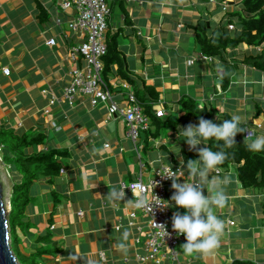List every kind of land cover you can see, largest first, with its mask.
I'll return each mask as SVG.
<instances>
[{"label":"crops","instance_id":"obj_1","mask_svg":"<svg viewBox=\"0 0 264 264\" xmlns=\"http://www.w3.org/2000/svg\"><path fill=\"white\" fill-rule=\"evenodd\" d=\"M240 1L108 0L107 34L115 35L122 63L119 69L113 65L105 80L115 101L123 106L128 91L146 94L147 87L154 88L157 96L149 103L148 114L144 109L149 129L140 133L138 158L125 136V124L108 120L105 105L91 107L81 96L75 97L72 107L48 104L49 94L60 96L71 79L69 46L78 41L76 37L64 39L52 17L69 20L71 13L60 11L56 0H0V128L33 137L41 134L43 144L30 148L29 154L53 148L68 153L59 175L38 179L30 186L32 202L25 215L32 226L20 231L24 254L34 253L42 246L36 239L49 234L54 251L42 257L41 264H125L126 257L131 259L127 264H137L133 256L143 252L146 217L137 213L134 225L128 226V200L133 197L126 193L122 200L112 201L106 195L113 186L133 181L140 170L146 181L162 164H181L183 175L177 182H192L184 161L198 159L197 151L189 150L177 133L197 122L183 117L178 104L181 97L198 101L199 107L210 105L217 124L223 112H237L248 130L264 134V73L242 64L247 55L263 47L227 49L223 58L202 60L195 43L193 28L200 27L208 35L230 32L227 11L236 9ZM49 39L56 45L48 46ZM190 60L192 64L187 63ZM3 68L9 69L8 75L2 73ZM222 80L228 82L225 89ZM44 90L49 92L44 94ZM160 109L164 116L156 119L154 112ZM220 109L225 111L217 113ZM155 131L158 134L153 136ZM2 165L11 186L19 181L9 165ZM211 175L231 178L226 186L228 203L217 211L225 221L221 243L211 254L186 255L180 248L183 236L178 247L181 262L264 264V189L243 188L235 165ZM171 183L165 201L173 194ZM168 208L172 214L184 211ZM121 225L129 232L125 249L115 247Z\"/></svg>","mask_w":264,"mask_h":264},{"label":"trees","instance_id":"obj_2","mask_svg":"<svg viewBox=\"0 0 264 264\" xmlns=\"http://www.w3.org/2000/svg\"><path fill=\"white\" fill-rule=\"evenodd\" d=\"M43 16V13H41ZM227 27L233 26L230 32H222L217 35H208L206 31L200 27L193 28L195 31V43L199 48L200 54L211 58H223L227 49H235L239 46L244 47H263L259 52L247 55L242 61L243 65L254 68L264 73V0H241L236 4V9L227 11L226 15ZM105 43L107 53L103 57V78L107 80L113 65H117L118 69L122 66L118 45L115 35L105 34ZM121 78L131 82V79L124 73L119 72ZM226 78V77H225ZM228 85L226 80H222L221 87L225 89ZM146 94L135 91L136 99L144 106L146 114L151 108V104L155 102L152 98H156L154 88L147 87L144 89ZM178 104L184 110V118H191L198 123V118L202 117L212 120L215 111L210 105L199 107L198 101L189 97H181ZM228 113L219 115V119L229 118ZM158 119V118H156ZM219 123L221 121L219 120ZM158 126V125H157ZM245 126V125H244ZM158 134L153 132V136ZM235 145L227 148L228 158L224 161L221 168H228L230 165L236 166V176L243 188L264 189V151L253 152L247 148L248 138L245 133H238L235 138ZM44 142L41 134L33 137L31 134H17L7 128H0V155L4 165H9L11 169L20 176L11 186V196L9 199L10 211L7 216L8 228L11 233L16 229L21 232L31 228V223L25 215L26 207L32 202L29 194L31 184L41 178H51L60 174L64 169L62 160L67 157L66 150L49 149L45 152L28 153L32 147L42 145ZM206 145L214 150L217 142L209 140ZM55 194V193H53ZM57 200V199H56ZM50 235L38 237L37 243H41L34 253L26 255L32 263L41 264L42 257L52 255L53 249L49 244ZM20 240L14 243L20 245ZM14 243L12 237L10 240V249L12 250ZM13 253V252H12ZM15 256V254L13 253ZM18 264H21L15 256ZM231 264H254L249 261H233Z\"/></svg>","mask_w":264,"mask_h":264},{"label":"built area","instance_id":"obj_3","mask_svg":"<svg viewBox=\"0 0 264 264\" xmlns=\"http://www.w3.org/2000/svg\"><path fill=\"white\" fill-rule=\"evenodd\" d=\"M55 5L62 12H70L71 18L62 20L55 15L52 17L53 24L60 28V34L64 39L76 37L78 41L69 46L68 60L72 64L71 79L62 89L60 96L49 94L48 104L53 106L65 103L68 107H72L75 97L81 96L88 100L91 107L105 105L108 120H121L125 124V136L131 141L139 158V136L141 132L148 131L149 117L144 113V108L135 95L129 91L126 94L125 105L120 106L103 78L102 59L107 53L105 34L110 13L108 0H56ZM227 28L230 31L233 30L232 25H228ZM46 44L50 47L56 45L54 39H49ZM200 59L210 60L211 58L200 55ZM79 61L82 62L81 67H78ZM187 63L192 64L193 61L190 60ZM2 73L8 75L9 69L3 68ZM48 92L49 90L43 91L44 94ZM45 113L48 111L46 110ZM154 116L163 117V109L155 111ZM103 146L109 147L108 144ZM170 170L176 172L175 175ZM182 172L181 164L174 166L162 164L154 169L152 177L146 181L143 180L140 170L133 181L120 183L119 190L122 196L127 193L135 199L143 195L145 201V207H131L128 213V226L134 225L133 220L137 213H142L146 217L143 252L133 256L137 264H192L190 261L181 262L178 247L183 240V235L177 236L172 230L173 214L170 209L159 205L166 204L164 200L166 187L172 182L171 178L182 177ZM137 185L140 187L138 188ZM154 225H163L167 235L163 236L162 230ZM115 229L119 230V226L117 225ZM130 260L128 257L123 259L125 264Z\"/></svg>","mask_w":264,"mask_h":264},{"label":"clouds","instance_id":"obj_4","mask_svg":"<svg viewBox=\"0 0 264 264\" xmlns=\"http://www.w3.org/2000/svg\"><path fill=\"white\" fill-rule=\"evenodd\" d=\"M218 120L221 123L217 124L199 117L197 124H188L178 131V137H183L179 140H183L189 150L195 149L198 159L184 161V168L187 175L192 177V182L184 180L183 183H178L177 179L166 176L172 180L173 194L169 201H165L166 204H159L165 208L174 207L184 210L183 213L178 210L173 212L171 228L177 236H184L185 242L180 248L186 255L211 254L221 243L225 221L219 217L217 211L228 203L226 186L231 183V178L229 175H211V173L222 171L220 165L228 158L229 153L226 149L235 145V136L238 133H246L247 148L253 152L264 151V134L256 135L250 132L244 126L241 114L232 112L229 118ZM209 140L217 142L215 150L206 145V141ZM198 145L205 146L197 148ZM171 172L173 175L176 173ZM106 196L112 201L123 198L118 186H113ZM128 202L134 208L145 207L143 195ZM154 226L162 230L163 236L167 235L163 225ZM120 227L123 230L115 242V247L125 249L129 232L123 225Z\"/></svg>","mask_w":264,"mask_h":264},{"label":"water","instance_id":"obj_5","mask_svg":"<svg viewBox=\"0 0 264 264\" xmlns=\"http://www.w3.org/2000/svg\"><path fill=\"white\" fill-rule=\"evenodd\" d=\"M10 196L11 184L0 166V264H18L10 249L11 237L7 223V216L10 211V208L8 209Z\"/></svg>","mask_w":264,"mask_h":264},{"label":"rangeland","instance_id":"obj_6","mask_svg":"<svg viewBox=\"0 0 264 264\" xmlns=\"http://www.w3.org/2000/svg\"><path fill=\"white\" fill-rule=\"evenodd\" d=\"M239 47H244V46H239ZM222 111H225V110H223V109H220V110H218V111H216L217 113H220V112H222ZM250 116V115H249ZM0 166L3 168V170H4V173H5V176H6V178L8 179V181L10 182V180H9V178H8V176H7V174H6V172H5V169H4V166L2 165V163L0 162ZM12 235H11V237H12V243H14V241L15 240H20V241H22V239H21V232L18 230V229H16L13 233H11ZM12 252L15 254V256L18 258V260H19V262L21 263V264H37V262H35V263H32V262H30L29 261V255L28 256H25L23 253H24V251H21V247H20V245L19 244H16V243H14V245H13V248H12ZM27 255V254H26Z\"/></svg>","mask_w":264,"mask_h":264}]
</instances>
